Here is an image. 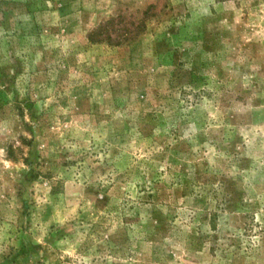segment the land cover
Segmentation results:
<instances>
[{
  "label": "rangeland",
  "instance_id": "rangeland-1",
  "mask_svg": "<svg viewBox=\"0 0 264 264\" xmlns=\"http://www.w3.org/2000/svg\"><path fill=\"white\" fill-rule=\"evenodd\" d=\"M0 264H264V0H0Z\"/></svg>",
  "mask_w": 264,
  "mask_h": 264
},
{
  "label": "trees",
  "instance_id": "trees-1",
  "mask_svg": "<svg viewBox=\"0 0 264 264\" xmlns=\"http://www.w3.org/2000/svg\"><path fill=\"white\" fill-rule=\"evenodd\" d=\"M105 24L101 25V27H103Z\"/></svg>",
  "mask_w": 264,
  "mask_h": 264
}]
</instances>
